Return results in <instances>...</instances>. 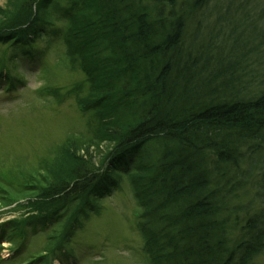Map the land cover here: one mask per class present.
Instances as JSON below:
<instances>
[{
  "label": "trees",
  "instance_id": "trees-1",
  "mask_svg": "<svg viewBox=\"0 0 264 264\" xmlns=\"http://www.w3.org/2000/svg\"><path fill=\"white\" fill-rule=\"evenodd\" d=\"M211 1L13 0L16 28L0 23V42L26 47L48 28V9H59L67 61L89 87L80 110L111 144L97 170L78 156L37 198L34 217L61 204V240L126 184L148 264H264V90L246 72L261 50L224 67L239 51L211 39L195 47L201 35L188 27Z\"/></svg>",
  "mask_w": 264,
  "mask_h": 264
},
{
  "label": "rangeland",
  "instance_id": "rangeland-1",
  "mask_svg": "<svg viewBox=\"0 0 264 264\" xmlns=\"http://www.w3.org/2000/svg\"><path fill=\"white\" fill-rule=\"evenodd\" d=\"M244 2L212 0L187 32L190 36L196 34V27L199 30L195 47L206 46L211 39L219 49L239 51L224 67L242 65L244 49L259 48L260 52L249 53L246 72L257 74L261 90L256 86L261 92L264 0H250L243 9ZM11 9L15 10L13 0H0V23L6 30L16 28L14 18L7 16ZM60 14L59 9L49 8L48 28L26 47H14L10 36L0 42L1 260L11 261L5 264H148L138 226L139 208L126 184L109 198L98 200L94 211L82 215L77 230L66 241L60 239L66 216L59 213L61 204L49 206L53 213L34 217L35 208L38 212L42 208L37 198L57 177L65 179L76 167L75 160L82 157L89 170H97L111 149V144L96 139L98 122L92 112L80 110L89 87L81 70L67 61L63 33L69 26ZM257 172L252 178H257ZM250 182L247 189H252ZM47 216L49 226L42 223Z\"/></svg>",
  "mask_w": 264,
  "mask_h": 264
}]
</instances>
